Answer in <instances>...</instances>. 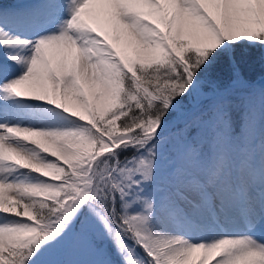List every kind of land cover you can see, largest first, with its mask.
<instances>
[{"label":"snow or ice","instance_id":"obj_1","mask_svg":"<svg viewBox=\"0 0 264 264\" xmlns=\"http://www.w3.org/2000/svg\"><path fill=\"white\" fill-rule=\"evenodd\" d=\"M244 49L264 0L0 4V264H264Z\"/></svg>","mask_w":264,"mask_h":264},{"label":"rangeland","instance_id":"obj_2","mask_svg":"<svg viewBox=\"0 0 264 264\" xmlns=\"http://www.w3.org/2000/svg\"><path fill=\"white\" fill-rule=\"evenodd\" d=\"M28 4V2H24L23 0H10V1H2L0 0V4L12 9L18 6H22V4ZM242 54L245 55V63L241 62L242 65L246 66L245 69L240 70L244 78L252 85L257 93V98L254 100V106L257 113V118L259 119L261 110H262V102L258 97L259 90L264 88V51L261 50H241ZM240 53V54H241ZM247 53L249 56H247ZM204 142L207 145H211L213 142V129L211 126L205 129L204 132ZM261 139V131L259 127L257 128L256 136L254 139V146L258 145ZM48 259L60 260V261H86L89 259V256L86 252L82 250L76 249L75 245L69 241L64 248L59 250L57 253L53 254Z\"/></svg>","mask_w":264,"mask_h":264},{"label":"trees","instance_id":"obj_3","mask_svg":"<svg viewBox=\"0 0 264 264\" xmlns=\"http://www.w3.org/2000/svg\"><path fill=\"white\" fill-rule=\"evenodd\" d=\"M2 1H10V0H2ZM241 53V52H240ZM238 54V59H239V62H240V70H243V69H245V67L246 66H244V65H242V63L241 62H244L245 63V55L246 54ZM249 54H251V53H247V56H249ZM227 72H228V69H224L223 70V73L226 75L227 74Z\"/></svg>","mask_w":264,"mask_h":264},{"label":"bare ground","instance_id":"obj_4","mask_svg":"<svg viewBox=\"0 0 264 264\" xmlns=\"http://www.w3.org/2000/svg\"><path fill=\"white\" fill-rule=\"evenodd\" d=\"M24 2H28V4L30 3H35L37 2V0H23ZM22 4V3H21ZM23 5V4H22ZM15 8V7H14Z\"/></svg>","mask_w":264,"mask_h":264}]
</instances>
